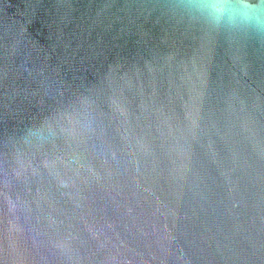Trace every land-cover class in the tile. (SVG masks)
<instances>
[{
    "label": "water",
    "instance_id": "95a60500",
    "mask_svg": "<svg viewBox=\"0 0 264 264\" xmlns=\"http://www.w3.org/2000/svg\"><path fill=\"white\" fill-rule=\"evenodd\" d=\"M0 264H264V38L0 0Z\"/></svg>",
    "mask_w": 264,
    "mask_h": 264
},
{
    "label": "clouds",
    "instance_id": "9594fccd",
    "mask_svg": "<svg viewBox=\"0 0 264 264\" xmlns=\"http://www.w3.org/2000/svg\"><path fill=\"white\" fill-rule=\"evenodd\" d=\"M191 10L217 25L242 28L264 38V0H188Z\"/></svg>",
    "mask_w": 264,
    "mask_h": 264
}]
</instances>
